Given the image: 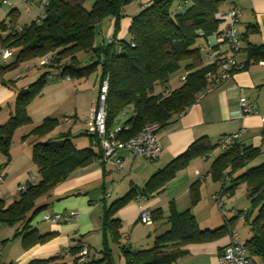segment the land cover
Returning <instances> with one entry per match:
<instances>
[{"label": "trees", "instance_id": "16d2710c", "mask_svg": "<svg viewBox=\"0 0 264 264\" xmlns=\"http://www.w3.org/2000/svg\"><path fill=\"white\" fill-rule=\"evenodd\" d=\"M228 2L94 0L87 9L84 0H49L46 15L39 25L32 22L23 26L21 33H9L0 39L2 47L16 50L15 60L8 68H18L21 64L47 55L55 57L36 81L18 91L13 114L7 123L0 126V150L8 156L14 131L32 123L28 107L41 95L48 76L51 79L68 76L80 80L99 70V86L105 79L108 82L105 103L107 129L112 130L120 124L124 128L117 134L120 140L131 138L147 124L155 123L164 128L185 113L197 94L221 73L217 62L208 63L205 60L211 53L207 50L208 40L218 31L221 22L219 14ZM131 3H138L140 9L132 17H127L124 9ZM125 18L130 20L126 30L129 37L127 41L123 36L118 37L121 21ZM103 22L108 24L109 41L107 45L95 47V28ZM0 30H5L3 24H0ZM250 33L241 35L245 44L241 48L246 56L244 67L264 62V45L250 44ZM219 46H214L211 51L214 53ZM81 53L90 58L81 59ZM215 56L219 57L220 53H215ZM177 74L178 78L171 80ZM58 123L57 119L46 118L25 136L37 139L31 147V160L37 169L38 178L26 192L19 194L18 202L4 210L0 206V223L12 225L24 222L27 213L33 216L40 212L43 208L35 209L33 206L36 198L64 181L74 170L86 167L101 157V150L95 153L90 147L77 149L69 132L58 136L61 141L41 140L52 133ZM88 135L94 146L99 148L94 136ZM222 146V154L212 164V179L222 181V195L233 196L239 186H244L249 200L246 210L238 211L236 218L227 220L218 229L200 230L189 209L178 212L171 204L166 217L169 229L155 238L151 248L133 251L127 245L118 246L123 264H175L186 253L182 247L230 234L233 231L232 223L241 215H244L243 224L249 227L252 234L243 243L248 257L255 264H264V162L248 166L261 152L258 148L241 145L238 140L229 146H224L222 140ZM217 147L207 145L205 139L192 143L185 152L158 170L141 190L131 189L104 209L101 219L105 240L101 258H91L87 264H115L106 238L109 234L114 242L119 241L120 222L115 218L119 209L138 198L160 193L191 160L206 156ZM191 188V205L194 206L198 201L197 184ZM150 212L152 222L163 219L160 209ZM47 239L48 235L41 236L33 231L24 234L23 247L27 250L45 243ZM80 251L78 245L70 249L69 253L73 257L71 264H77ZM31 264H69V261L54 257Z\"/></svg>", "mask_w": 264, "mask_h": 264}, {"label": "crops", "instance_id": "0c3cea01", "mask_svg": "<svg viewBox=\"0 0 264 264\" xmlns=\"http://www.w3.org/2000/svg\"><path fill=\"white\" fill-rule=\"evenodd\" d=\"M7 1L9 3L0 0V24H3L4 28L9 21L22 26H28L34 21L38 13L36 2L30 3L29 11H26V5L22 0ZM231 7H237L241 11V18L237 24L240 39L242 34L251 32L248 42L255 46L264 45V0H229L221 11L225 12ZM129 23L128 18L122 19L118 37L126 34ZM8 34L6 28L0 30V39ZM208 42L212 46L210 44L213 43L212 38H209ZM244 46L241 40V48ZM1 48L0 43V50ZM15 51L12 49L9 60L0 59V126L7 123L13 114L18 91L36 81L35 78L46 71H38L36 59L21 64L18 68H8L15 60ZM215 53H220L219 57H221L226 53V46L220 45L219 49L214 51V55ZM236 57L242 66L241 69L235 71L229 79L207 93L199 102H193L185 113L164 128H160L158 137L161 153L158 160L150 162L142 158H134L128 152L122 151L118 154L123 162L121 171H118L112 162L94 161L86 167L74 170L64 181L36 198L33 206L35 209L43 208L40 212L33 216L32 213H27L24 222L20 221L12 225L0 223V264H31L54 257L62 258L71 264L73 257L69 251L79 243L89 248L92 259H100L105 240L101 219L104 209L125 196L131 189L141 190L158 170L163 169L200 139H205L209 146L218 145L217 149L206 156L191 160L160 193L131 201L116 212L115 218L120 222L119 241L114 242L109 234L106 238L112 258L114 260L113 254L116 253L122 264L124 263L119 245H127L133 251L151 248L155 238L169 229L166 217L171 204L178 212L189 209L200 230H215L224 226L227 220L236 218L238 211L248 207L246 201L242 205L238 203L240 198L247 196V191L243 190L244 186H239L233 196L222 195V181L212 179V164L222 154V140L238 133V142L241 145L258 148L261 152L260 156L248 166L264 162L262 160L264 130L260 121V116H264V64L259 61L244 67L246 56L243 49ZM25 65L28 68L24 70ZM28 77L31 79L26 81ZM52 81L51 87L59 86L58 90H55L56 93L45 92L49 84L45 86L41 96L33 100L28 107L32 123L14 131L8 156L0 150V174H3V183L0 185V206L3 210L20 200L19 194L16 193L18 185L26 183L31 175L38 178L37 169L31 160V147L37 139L33 136H25L44 119L54 118L58 122L61 120L68 125V128L62 130L56 128L41 140L56 141L61 133L69 132L70 139L77 149L90 147L95 153L100 152V148L94 146L86 133L85 119L88 112H63L58 114L61 119L56 117L58 113L56 111L65 103L69 95L64 86L72 83L73 87H77L83 80L62 81L52 78ZM172 83L177 84L175 81ZM241 97L255 104L257 114H242L239 107ZM80 115L82 119L78 117ZM66 118L69 119L68 122L65 121ZM71 124L73 126L69 128ZM225 181L227 187L228 179L226 178ZM194 184L198 187V201L192 206L191 187ZM217 198H220L222 207ZM144 209L149 211L160 209L163 219L150 225L142 224L140 213ZM43 212H76L77 217L69 224H49L41 220ZM29 218L31 221L25 226ZM232 229L240 235L243 232L242 243L252 236L249 227L244 225L240 218L232 223ZM33 231L41 236L48 235V239L43 244L25 250L23 236ZM228 242L227 233L213 241L189 244L181 248L186 253L175 264H218V254Z\"/></svg>", "mask_w": 264, "mask_h": 264}, {"label": "built area", "instance_id": "2783aa9c", "mask_svg": "<svg viewBox=\"0 0 264 264\" xmlns=\"http://www.w3.org/2000/svg\"><path fill=\"white\" fill-rule=\"evenodd\" d=\"M4 3H9L7 0H3ZM26 5L25 10L29 11V5L32 2L38 4V13L33 23L39 25L42 19L46 15V8L48 7L49 0H22ZM220 25L218 31L211 36L215 46L225 45L227 52L221 57H216L211 51V47L208 42L207 50L211 53L207 56L208 63L217 62L221 68V73L212 79V82L202 92L197 94L194 102H199L204 96L220 86L225 80L229 79L233 73L242 68L237 61V54L241 49V39L237 32V24L241 18V11L237 7H231L227 11L219 14ZM5 28L11 34H18L23 31V26L16 22L9 21L5 24ZM203 50V48H201ZM12 56V49L8 47H2L0 50V59L9 60ZM55 57L53 55H47L38 60V65L48 64ZM264 64V62H261ZM62 81L70 80V77L64 76L60 79ZM108 82L105 79L99 86L98 95L96 101L91 104L87 117L85 119L86 133L94 136V142L99 146L101 150V157L97 159L99 163L112 162L118 171H121L123 162L118 157V154L122 151L128 152L134 158H142L150 162L158 160L161 153V143L158 137V131L160 126L152 123L147 124L142 129L127 140H120L117 138V134L124 128L119 124L112 130L107 129V119L105 103L107 99ZM240 111L244 115L257 114L255 104L249 101L245 97L239 99ZM66 122L69 119H65ZM262 124V130H264V116H260ZM239 134H233L223 139V145L229 146L234 140H238ZM36 182V177L31 175L26 183H21L17 186L16 193L22 194ZM3 183V174H0V185ZM220 207V198H217ZM246 210V209H245ZM244 216V215H243ZM241 215L239 218L243 220ZM77 217L76 213H49L43 212L41 220L49 224H69ZM140 222L145 225L152 223L151 212L148 209H144L140 213ZM81 251L77 264H87L90 259L89 248L79 243L77 244ZM218 264H255L247 254V250L244 244L240 240V234L237 231H232L229 234L228 244L222 248L218 254Z\"/></svg>", "mask_w": 264, "mask_h": 264}, {"label": "rangeland", "instance_id": "374dc122", "mask_svg": "<svg viewBox=\"0 0 264 264\" xmlns=\"http://www.w3.org/2000/svg\"><path fill=\"white\" fill-rule=\"evenodd\" d=\"M94 3V0H84V6L85 8L89 9ZM33 8V6H32ZM140 9V5L138 3H131L130 5L126 6L124 9V14L127 17H132L133 15H135ZM108 24L100 23L98 26H96L95 28V37H94V45L95 47H101L102 45H107L109 38H108ZM124 39L127 41L128 40V35L127 32L126 34L123 36ZM211 45L215 46L214 43H210ZM213 47H211L212 50ZM14 54H16V51L14 52ZM79 57L82 59H86L88 60L90 57L89 55H84V54H79ZM206 62V60H205ZM36 64H39L38 61L36 62ZM50 62L48 64H43V65H38L39 72L45 71L47 70L46 68H48L50 66ZM28 68L27 65L24 66V70ZM56 70V69H55ZM41 75V74H40ZM39 75V76H40ZM178 75H175L171 78V80H174V78H178ZM38 76V78H39ZM31 77V76H30ZM37 77L35 78V80L38 79ZM26 81H29L31 78H26ZM82 83L80 85H77V87H73L74 84L70 83V84H66V86H64L67 90L69 95H67L66 97V101L63 105L60 106L59 110H57L56 112L57 115L56 117H58L59 119H61V116H59L58 114L63 113V112H89L90 109V105L91 103L96 101V96L98 94V85H99V70H97L96 72H93L92 74H90L88 77H85L82 79ZM178 81V80H177ZM52 79L50 76L47 77V83H46V87L49 84V88L46 89L45 92H55V90H58L57 88L59 86L51 87L50 84H52ZM31 83V82H30ZM44 87L42 89L43 90L46 88ZM67 94V93H66ZM41 96V95H40ZM38 98V97H37ZM36 99V98H35ZM34 99V100H35ZM32 103V102H31ZM76 109V110H75ZM81 114V113H80ZM80 119H82V115L78 116ZM73 126L72 124L69 126V128ZM68 128V125L65 124V122H62L61 120H59L58 126H57V130H62V129H66ZM56 141H61L60 139H55ZM213 158V157H212ZM262 160H264V158H262ZM243 190H245V188L243 187ZM248 202V196H243L242 198H240L239 200V204L242 205L243 203ZM71 213H76V212H71ZM244 229V226L242 227ZM240 240L241 242L244 241V234L242 232V234L240 235ZM95 250V249H94ZM90 251V250H89ZM95 252V251H94ZM97 256V253H95ZM114 260L116 264H122V262L119 260L117 254H113Z\"/></svg>", "mask_w": 264, "mask_h": 264}]
</instances>
